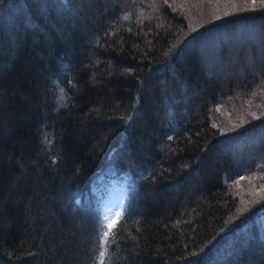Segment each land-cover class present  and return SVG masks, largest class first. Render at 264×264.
<instances>
[{
	"label": "trees",
	"instance_id": "16d2710c",
	"mask_svg": "<svg viewBox=\"0 0 264 264\" xmlns=\"http://www.w3.org/2000/svg\"><path fill=\"white\" fill-rule=\"evenodd\" d=\"M25 7L0 34V264H92L116 185L103 264H264V0Z\"/></svg>",
	"mask_w": 264,
	"mask_h": 264
},
{
	"label": "rangeland",
	"instance_id": "374dc122",
	"mask_svg": "<svg viewBox=\"0 0 264 264\" xmlns=\"http://www.w3.org/2000/svg\"><path fill=\"white\" fill-rule=\"evenodd\" d=\"M31 1L32 0H7V1H5L6 4H5L4 8H6L7 10H6V12H0V34L5 35V34L11 33V31H12L11 24L14 20V17L19 15L20 13H22L24 15V18L26 19V15H25L26 7L25 6ZM241 39H244V36ZM203 42H204V45H203ZM203 42H200L201 45L203 46L202 51L204 52V50H205L207 53L210 52V55H213V51L216 50L214 48V46L208 44L207 41H203ZM176 63H177V67H179V68H182L184 65V62L182 60H179V59L177 60ZM173 69L174 68L172 66L171 70H173ZM225 69H227V67ZM229 70H231V67ZM198 93H200V92H198ZM200 94H203V93H200ZM200 94H199V97H200ZM240 103L234 102L233 107L239 106ZM261 104L264 107V103H261ZM255 112L258 113V110H255ZM263 115H264V113H261L257 116H263ZM244 120L241 121L240 119H237L235 122L241 123V122H244ZM234 124L235 123H233V125ZM226 128H230V127H226ZM226 128H224V129H226ZM262 159H264V156L259 157V160H262ZM212 162L213 161H211V163ZM212 165L213 164H211V166ZM187 185H190V183ZM255 185L256 184H254V186ZM255 192L259 194L258 198H263L262 200H264V194L260 193L261 190H259V192L258 191H255ZM258 198H256V199H258ZM121 199H122L121 195H119L117 197L114 196V197H110V199H108L104 203V213H105V218H106L105 220L107 221V224L113 220H115V222L117 221L116 219L118 218L119 213L122 211L121 203H119L121 201ZM245 211L243 213H245ZM116 212H119L118 216H117Z\"/></svg>",
	"mask_w": 264,
	"mask_h": 264
},
{
	"label": "snow or ice",
	"instance_id": "6c2138e0",
	"mask_svg": "<svg viewBox=\"0 0 264 264\" xmlns=\"http://www.w3.org/2000/svg\"><path fill=\"white\" fill-rule=\"evenodd\" d=\"M118 215V214H117ZM115 225V220L108 223L107 228L103 225V223H98L95 228V241H96V250L95 255L92 258V264H103V257L107 252L108 245V237L111 235H115L112 233V228ZM109 264H113L110 260Z\"/></svg>",
	"mask_w": 264,
	"mask_h": 264
}]
</instances>
